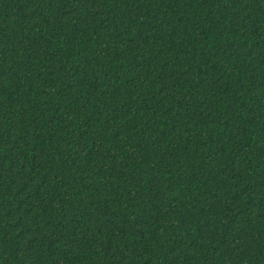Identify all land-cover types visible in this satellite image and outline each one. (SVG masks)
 Here are the masks:
<instances>
[{
    "label": "trees",
    "instance_id": "trees-1",
    "mask_svg": "<svg viewBox=\"0 0 264 264\" xmlns=\"http://www.w3.org/2000/svg\"><path fill=\"white\" fill-rule=\"evenodd\" d=\"M0 264H264V0H0Z\"/></svg>",
    "mask_w": 264,
    "mask_h": 264
}]
</instances>
